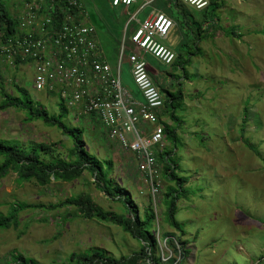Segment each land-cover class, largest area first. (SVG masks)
<instances>
[{
    "label": "rangeland",
    "instance_id": "obj_1",
    "mask_svg": "<svg viewBox=\"0 0 264 264\" xmlns=\"http://www.w3.org/2000/svg\"><path fill=\"white\" fill-rule=\"evenodd\" d=\"M5 1L17 14L19 0ZM142 6L143 2L138 1L126 11L102 5L101 17L112 20L108 28L114 37H122L119 53L116 41L101 27V20L90 13L98 38L110 39L105 47L111 65L120 62L126 27ZM156 6L164 8L183 33L174 49L177 58L172 65H161L146 56L151 68L172 78L175 88L179 89L177 83L183 81V101L176 112L181 125L179 141L174 144L164 140V148L158 151L173 153L177 174L186 181V194L177 202L176 219L185 232L188 256L183 260L177 256L176 264H264V0H222L217 10L215 5L203 11L192 8L191 14L184 13L186 8L177 0H158L146 7L138 19ZM186 15L188 19L195 16L196 23L190 25L195 32L186 25ZM199 28L202 32H198ZM131 56L127 49L123 84L136 91L129 70ZM2 65L5 93L26 100L18 90L25 89L33 100L32 109L42 106L50 115L60 113L56 97L46 98L45 93L35 89L32 65H9L4 61ZM153 79L164 99H170L163 78L153 74ZM3 101L0 88V105ZM80 114L70 109L65 124L73 130L83 129L85 150L103 164V169L108 170L111 163L112 184L130 194L142 214L148 204L149 188L138 173L134 157L116 146L89 117ZM27 119L25 111L0 109V139L23 148L52 144L54 152L42 157L47 162L74 159L69 134L41 120ZM160 179L156 233L160 232L162 250L157 256L167 261L175 255L162 234L174 233L178 238L180 233L165 220L162 192L177 186L162 174ZM81 194L89 195L104 211L124 213L122 203L96 188L90 172L71 183L53 180L46 187L34 181L21 184L14 172L0 179V212L7 214L13 204L27 205L20 213L19 229L0 232V264H11L14 252L21 254V261L66 264L75 253L99 251L119 259L140 250L139 241L114 224L82 218L72 207L48 209Z\"/></svg>",
    "mask_w": 264,
    "mask_h": 264
},
{
    "label": "built area",
    "instance_id": "obj_2",
    "mask_svg": "<svg viewBox=\"0 0 264 264\" xmlns=\"http://www.w3.org/2000/svg\"><path fill=\"white\" fill-rule=\"evenodd\" d=\"M21 1L24 8L20 34L0 41L1 60L9 65H17L18 60L19 65H32L37 91L55 94L67 108L83 111L100 121L108 138L134 157L138 173L156 205L160 193L157 181L161 180L162 171L157 154L164 148L165 140L160 123L164 119L165 100L146 56L163 65L174 63L176 52L163 40L175 22L166 13L154 11L123 41V50L126 43L134 48L131 75L143 96V102H139L100 55L96 30L87 23L88 13L80 0ZM108 1L114 7L127 8L138 2ZM155 1L143 0L144 6ZM181 1L197 11L210 5V0Z\"/></svg>",
    "mask_w": 264,
    "mask_h": 264
},
{
    "label": "trees",
    "instance_id": "obj_3",
    "mask_svg": "<svg viewBox=\"0 0 264 264\" xmlns=\"http://www.w3.org/2000/svg\"><path fill=\"white\" fill-rule=\"evenodd\" d=\"M80 2L87 13H92V15L98 17H96V19L101 20L103 23V26L101 27L105 28V31H107L112 39L116 41L117 48L115 49L117 53H119L121 39H117L116 36L114 37L113 34H110L108 26L106 30L104 20H102L103 18L101 17L102 5L106 0H80ZM18 3L20 4V9L18 8L19 11L17 14H13L9 9L7 1L0 0V41L17 37L20 34V19L24 5L21 0H19ZM213 5H215L216 10L219 9L222 6V0H210L209 7ZM195 23L196 21L193 20L189 23L188 26L190 27V32H195L194 28L190 26ZM200 29L201 28H199L198 32H202V29ZM188 36L190 38L189 34ZM107 40L109 41L110 39H103L102 42L104 46ZM106 58L108 59L109 56L107 55ZM18 62L17 66L19 65ZM1 63L2 60L0 58V88L4 97L0 109L14 108L19 111H25L28 118L27 122L41 120L47 126L56 127L66 134H69L74 145L70 154L74 159L70 161L53 159L50 162H47L42 157L44 155H51L54 152L55 146L52 144L46 145L39 143L29 148H23L17 143H8L5 140L0 139V179L7 177L10 172H14L17 174L18 182L21 184L34 181L41 187H46L51 184L53 180L56 182L61 181L71 183L80 179L85 172H90L95 178L96 188L103 192L107 197L122 203L125 209L124 213L120 214L104 211L94 203L89 195L85 194L71 197L58 205H51L48 209L54 210L64 207H72L80 217L88 220L97 219L114 224L120 227L125 233L137 239L140 243L139 251L129 256H123L119 259H114L108 257L104 253L94 251L86 254L75 253L66 264H176L178 260L177 256L180 255L182 260L186 258L188 256L186 249L187 242L183 239L185 232L176 219L178 212L177 202L182 198L181 196L183 194H186L184 193L185 188L183 189V185L186 181L179 178L177 174L178 166L177 163L173 162V153L164 151L157 154V161L162 167L161 174L168 182L173 181L177 186V188L168 187L165 193L162 192L163 202L166 205L165 220L180 233L178 238L175 237L174 233L165 232L162 234V239L165 241L166 246L172 250L175 255V257H172L169 260L163 261V259L157 256L162 250L159 238L160 232L158 233L159 236L156 233V223L159 216L156 212V207L158 208L157 201L155 205L151 195H147L146 198L148 204H146L143 213L140 214L138 207L132 201L131 195L126 193L122 188L112 184L109 178L111 163L109 162L108 170L103 169V164L97 161L96 158L90 156L85 150L82 142V136L84 134L83 129L73 130L65 124L64 120L68 118L70 109L67 108L60 97L55 94L51 95L58 99V106L60 109L58 115H50L42 106L35 110L32 109L31 106L33 100L28 97V93L25 89L19 88L18 90L27 97L26 100L12 97L4 92L5 77L3 76ZM164 100L166 113L169 114L170 123L164 121H160V123L164 127L165 141L170 140L175 144L179 141L178 131L180 128V119L177 117L176 112L177 105L183 101L182 89H179L178 92L173 95L170 93V99L166 98ZM245 113L248 114V109H245ZM81 115H83V117L85 116L83 111L81 112ZM88 117H92L96 126H101V129L105 131L100 121L94 118V116L88 115ZM172 123L174 124L172 125ZM161 182V180L157 181L160 186L158 197H160L162 191ZM26 208L27 205L24 204H13L7 214L0 212V232L9 229H19L21 223L20 213ZM12 258L13 261L11 264H38L31 259L21 261V254L15 252L13 253ZM180 262L181 261L178 263Z\"/></svg>",
    "mask_w": 264,
    "mask_h": 264
},
{
    "label": "crops",
    "instance_id": "obj_4",
    "mask_svg": "<svg viewBox=\"0 0 264 264\" xmlns=\"http://www.w3.org/2000/svg\"><path fill=\"white\" fill-rule=\"evenodd\" d=\"M138 1H142L143 2V0H138ZM158 0H156L153 4H151V5H149V6H144V2H143V6L141 7V9H139L138 10V12L134 15V19L131 21L130 20V22L128 23V25H127V27H126V31H125V35H124V40H125V37H127V39H128V37H130V35L132 34V33H134V31L138 28V26H139V24H140V22L141 21H143L145 18H147L149 15H150V13H152V12H154V11H160V12H164V13H166L173 21H174V19L164 10V8H162V7H159V6H156V7H153L152 8V10L147 14V15H145L144 17H143V19H138V16H139V14H141V12H143L144 11V9H146V7H150V6H153L156 2H157ZM178 2H180L181 3V5L182 6H184L186 9H184V13H186V12H188V13H193L194 11L192 10V7L191 6H189L188 4H186V3H184V2H182L181 0H177ZM138 3V2H137ZM137 3H135V4H137ZM105 4H109V5H111V3L108 1V0H106V2L104 3V5ZM112 6V5H111ZM106 7V6H105ZM119 7H122L123 9H125L126 11H128L129 10V8L131 7H124V6H119ZM119 7H114V6H112V8H114V9H117V8H119ZM210 8V7H209ZM191 10H192V12H191ZM186 11V12H185ZM102 15V14H101ZM206 18H207V16H206ZM91 18H90V13L88 12V16H87V23H89V24H91V25H93L92 23H91V20H90ZM132 19V18H131ZM102 20H104V23H105V25L106 26H109L110 25V23L112 22V20H109L107 17L105 18H103ZM106 20H108V21H106ZM192 20L193 21H197L196 19H195V16L193 15V17H191V19L189 18L188 19V16L186 15V25L188 26L189 25V23H191L192 22ZM175 22V27L171 30V32H170V34L168 35V37L165 39V40H163V42H164V44L165 45H167V46H170V47H172L173 49H175V47L179 44V41H180V37H181V35L183 34H181V29L179 28V26L176 24V21H174ZM134 23H136L134 26H132L131 27V25H133ZM109 32H110V34H113V32L111 31V29L109 30ZM184 32H186L185 30H184ZM188 32H189V30H188ZM105 34H107V31H105ZM127 34V35H126ZM130 34V35H129ZM189 34V33H188ZM120 38V37H119ZM96 39L98 40V42H99V46H100V51H99V53H100V55L102 56V58L105 60V61H107L108 62V59L106 58V56H107V51H106V48H105V46L103 45V39L102 40H100L99 38H98V36H97V34H96ZM121 39V41H122V37L120 38ZM123 40V41H124ZM129 50V52L130 53H135L134 52V48H133V46H131V44H129V43H126V48H125V50H123V46H122V50H121V56H120V62L119 61H117L116 62V64H114V65H111L110 63V65H111V67H112V69H113V73L116 75V76H120V79H121V82H122V86L124 87V88H126L125 86H124V84H123V71H122V67H123V60H124V57H125V51L126 50ZM176 50V49H175ZM122 53H123V56H122ZM123 57V58H122ZM147 59V58H146ZM127 60H128V58H127ZM129 60H130V57H129ZM3 62V61H2ZM129 63V70H130V74H131V63L130 62H128ZM149 63V62H148ZM159 63V62H158ZM161 64V63H160ZM149 65H150V63H149ZM161 65H163V64H161ZM3 65H2V63H1V67H2ZM150 68H151V65H150ZM151 71H152V75L153 74H158L161 78H163L162 79V82H163V84H164V86L166 87V89H167V91H168V94L170 95V93L173 95L174 93H177L178 92V90L179 89H181V86L183 85V81H179L177 84L179 85V89L176 87L175 88V84L173 83V80H172V78L171 77H167L166 75H163V73L161 72V71H156L153 67L151 68ZM139 102H143V96H142V94H141V92L138 90V88H137V90L136 91H133V90H129L128 88H126ZM41 93H44V92H41ZM45 97L46 98H50L51 97V95H48V94H46L45 93ZM78 111V110H77ZM163 113H164V119H162L161 121H168V119L170 120V118H169V114L168 113H166V109L163 111ZM88 117V116H87ZM95 118V117H94ZM92 121H93V118L91 117L90 118ZM96 121V120H95ZM94 122V121H93ZM169 122V121H168ZM170 123V122H169ZM174 124V123H173ZM100 128H101V126H100ZM102 130V129H101ZM179 131H181V125H180V128H179ZM178 131V132H179ZM115 143V142H114ZM116 146H118L119 147V145L116 143L115 144ZM120 148V147H119Z\"/></svg>",
    "mask_w": 264,
    "mask_h": 264
}]
</instances>
